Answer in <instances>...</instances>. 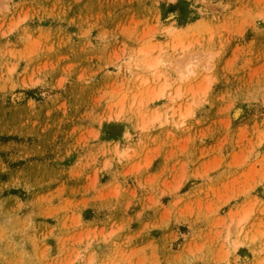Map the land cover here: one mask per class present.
I'll list each match as a JSON object with an SVG mask.
<instances>
[{"label":"rangeland","instance_id":"1","mask_svg":"<svg viewBox=\"0 0 264 264\" xmlns=\"http://www.w3.org/2000/svg\"><path fill=\"white\" fill-rule=\"evenodd\" d=\"M0 264H264V0H0Z\"/></svg>","mask_w":264,"mask_h":264},{"label":"bare ground","instance_id":"2","mask_svg":"<svg viewBox=\"0 0 264 264\" xmlns=\"http://www.w3.org/2000/svg\"><path fill=\"white\" fill-rule=\"evenodd\" d=\"M197 61H199V60H197ZM184 67H183V70L184 71H182V75L183 74H186L187 73V75L190 73V72H192V70H191V65H194V63H196V62H192V60H189L188 61V63H186L187 61H185L184 60ZM158 63H155V65H152L151 67L152 68H155L156 67V65H157ZM206 68V67H205ZM207 69V68H206ZM184 76V75H183ZM166 87L167 86H164L163 88H162V90H160V92L155 96V97H161L163 94H164V92H165V89H166ZM177 95V97H179L180 96V92L179 91H177V93H176ZM246 218V217H245ZM244 220V219H243ZM242 221V219L239 221V223Z\"/></svg>","mask_w":264,"mask_h":264}]
</instances>
